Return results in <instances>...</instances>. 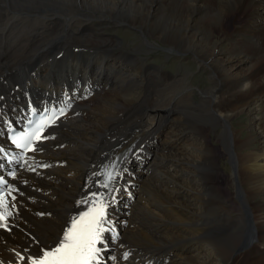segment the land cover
Here are the masks:
<instances>
[{"label": "bare ground", "instance_id": "bare-ground-1", "mask_svg": "<svg viewBox=\"0 0 264 264\" xmlns=\"http://www.w3.org/2000/svg\"><path fill=\"white\" fill-rule=\"evenodd\" d=\"M243 2L245 7H241ZM259 7L264 9V0H0V109L7 111L12 102L29 94L61 95L72 89L78 95L76 117L66 116L63 124H54L53 132L58 138L42 156L51 164L45 177L31 179L30 188L23 180L15 181L25 189L20 194L23 200L16 203L17 212L9 215L12 225L0 231V264H29V258L40 254L42 246H52L59 240L79 208L83 211L95 197H101L108 208L109 221L121 229L114 208H118L116 198L124 186L112 183L106 188L92 181L99 177L95 164L109 165L104 159L107 156H103L105 151L127 141L128 145L122 148L137 143L133 155L138 156L149 149L150 136L165 132L163 145L177 142L183 150V144L191 140V136H185L184 124L179 125V133L175 132L176 116L168 126L169 122L159 115L167 118L168 111L157 104L180 79L159 69H141L139 57L128 52L115 55L110 48L120 41L114 42L115 37L106 35L104 30L99 31L101 39L97 40L91 20L102 21L104 27L110 23L130 26L140 31L145 40H161L171 51L190 54L207 65L215 79L208 92L199 89V95L212 96L207 102L221 127H227L237 116L250 115L247 139H240L234 128L221 134L225 150L232 151L230 158L236 168L228 179L223 171L216 170L217 155L209 144L208 154L197 150L198 158L191 157L193 152L186 154V150L172 156L167 171L157 163L160 160V165L166 164L168 160L167 155H162L163 145L153 159L147 156V166L150 165L146 174H139L152 184L150 177L154 172L155 183L147 189L148 195L149 184L139 191L146 197L139 199L144 204L128 216L131 231L122 232L121 242L118 239V243H110L111 248L116 245V251L127 248L131 253L126 262L116 264H134L144 252L167 247L179 239H193L194 248L188 252L183 247H169L155 253L152 259L167 258L166 264H264V202L256 201L264 199V124L257 128L258 121L264 119V109L257 105L264 104V27L258 20L235 23L232 31L226 29L232 15L243 11L251 17ZM218 33L226 38V48L215 42ZM44 50L47 51L42 53ZM76 73L89 79L79 83L82 89L74 84L79 80ZM117 75L123 82L117 85L121 94L134 93L135 88L142 90L137 102L117 107V100L111 103L103 97L98 102L108 101L110 108L98 104V110H85L79 94L85 93L89 84L92 91V82L104 85L100 89L116 85ZM165 126L167 130L162 132ZM200 131L205 141L209 140L211 127H201ZM253 144L255 149L241 152ZM203 158L213 162L202 163ZM60 159L67 161L66 169H62L64 161ZM205 167L216 171H204ZM223 181H230L236 199L233 206H229L230 201L220 187ZM39 189L42 193H38ZM48 191L51 195L44 197ZM176 194L183 195L182 199L176 200ZM158 207L164 211L157 213ZM46 210L53 212L47 214ZM145 228L152 229L154 234L142 232ZM191 253L195 255L189 256ZM21 256L25 259L21 260ZM147 260L144 257L142 264Z\"/></svg>", "mask_w": 264, "mask_h": 264}, {"label": "rangeland", "instance_id": "rangeland-1", "mask_svg": "<svg viewBox=\"0 0 264 264\" xmlns=\"http://www.w3.org/2000/svg\"><path fill=\"white\" fill-rule=\"evenodd\" d=\"M241 7H245L244 2L241 3ZM254 12L256 15L253 13V15L251 17L247 16L245 14V12H243V11H240L239 13H235L236 16L232 15L229 18V20H227L226 29H228V31H232L233 28L235 27V23L237 25H243V24H248V23H251L252 21L254 22V21H258V20H259L258 21L259 24H262L261 26L264 27V9H261L259 7V9H257ZM151 14H152V12H151ZM238 14H240V15H238ZM251 18H253L254 20H251ZM102 19L105 20V18L101 17V20ZM101 22L102 21H100V20L89 21V23L93 27V33L95 34L97 40L101 39V35H100L99 31L104 30V33L106 35H110L111 37H115L114 42L120 41L116 47L113 46L112 48H110L111 52L115 53V55H117V54L118 55H120V54L124 55L128 52L130 55H135L137 58L139 57L138 60L140 61L141 65L143 67L141 69H146V68L147 69L148 68H150V69L155 68L156 70L159 69L160 72H163V73H166L167 75L169 74L172 76L176 75L178 77L177 79H180V82L175 85L174 89H172V88L167 89L168 94L166 95V93H164L163 99L157 100V104L160 103L158 105L160 108H163L165 110L167 109V111H168V113L166 112L168 114L167 118L163 114H159V115L163 116L165 118V120L167 122H169L168 126H170V122H171V119L173 118V116H176V118H178V120H176V122H177L176 128L177 129H175V132L179 133L180 132V126L179 125L184 124L186 127L184 125H182V129H184V127L186 128V130H185L186 132H184L185 136L186 137L191 136V140H188V141L186 140L188 145L185 144L186 143L185 142L184 144H185L186 148H184V144H183V150H182V146L178 145L179 143H177V142H175V143L171 142V143H167V144L163 145L164 140H166L165 139L166 138V132H165V134L160 135L159 137H161V136L163 137L162 143L160 144L161 146L163 145L162 148L164 149V153L162 155L163 156L167 155L166 158L168 160H166V164L163 163L162 165H160V160H158L157 163H158L159 167L161 169H166V171H167L170 168L168 166V165H170V164H168V162L170 163V161L173 160L172 156L180 155L184 150H186V154L193 152L191 157L196 156L198 158L199 153L197 152V150H201V149H202L201 151H203L205 154H208V150L206 149L207 148L206 144H209L214 149V151L217 155V161H218L217 164L219 167L216 166V170L217 171H223L224 177L226 179H228L229 173L233 174V171H235L234 169H236V168L234 167L232 159L230 158L232 156V154H231L232 151L230 150L229 152H227L225 150V147L221 141V134L223 133L224 130L234 128L238 131L237 135L240 139H242V140L247 139L249 137L248 135L250 133L248 131L249 125H250V115L245 113L246 115L242 114L240 116H237L236 118H234L230 121V123L232 125L230 123L229 124L227 123L228 124L227 127H226V125L224 128L221 127V125L218 123V121H219L218 117L214 115V111L211 110L212 108L209 105V103L207 102L208 100L210 101V97H212V96L208 95L209 93L206 94V95H208L206 97H203L201 94L199 95L200 90H204V93H207L208 90L212 87L213 81L215 79V75H214L213 71L207 65H205L201 61L195 60V58L190 54L183 55L182 53H179L176 50L171 51L170 47L165 45L163 43V41H161V40L152 39V38H147V40H145V37L141 34L140 31L135 30V29L131 28L130 26H115V25H113V23H110V25L108 27L107 26L104 27ZM215 38H214L215 42H218L223 48L227 47V45L224 42V40H226V38H224L223 35H220L218 33ZM45 51H47V50L42 51V53ZM28 59H30V58H28ZM132 59H133V60H131L132 62H136L135 58H132ZM76 74H78V75H76L77 79L80 78V76H82L84 81L89 80L88 78H85L81 73H76ZM115 78L116 79L114 80V82L116 83V85L110 86L108 88L109 92H107L104 96L102 94V91H104L106 88L100 89L101 91H99V92H95V95L93 98L91 95V99L88 102L82 101V105H83V107H85V110H93V109L98 110V108H99L98 104H101L102 101H100V102L96 101L95 104H92V102L94 103L95 100H99L100 98H103V97H106L111 103L112 102L116 103V100H117L119 102V103H117V107H120V106L122 107V106H126V105L128 106L131 103L137 102V100L139 99V95H142V90L135 88L134 93L130 94V92H128V93L121 94L117 85H119L120 83L123 84V82H122V80L121 81L119 80L118 75ZM141 78H143V77L141 76ZM182 81H184L185 83ZM170 90H173V91H170ZM113 92H114V94H113ZM180 93H183V96L185 97L184 99L182 98L183 96ZM166 104H167V106H166ZM257 105L260 106V109H264V104L258 103ZM101 106H106V107L110 108L108 101H104V103L101 104ZM115 106H116V104H115ZM207 109H208V111H207ZM256 110H259L258 106L256 107ZM261 113L263 114V111ZM212 115H213V117H212ZM261 116L262 115L259 114V118H261ZM205 119L207 120L206 122H205ZM92 121L94 122L93 119H92ZM258 122L259 123H257V124L259 126L257 128H259L260 125L264 124V119H263V122L262 121H258ZM207 123H208V125H206ZM201 127H203L204 129L207 127L208 128L211 127V132H210V135L208 138L209 140L205 141V139L203 138L201 131H200ZM214 127H216V128H214ZM101 129H103V127ZM164 130H167V126L164 127L162 132ZM228 131H230V130H228ZM230 138L231 137L229 135V139ZM228 141H229V145H231L232 140L230 139ZM152 142L156 143V141H154V140H152ZM95 144H96V139H95V141H92V146H95ZM160 145L154 149L155 152L152 151L151 149L150 150L148 149V151L145 150L146 152H143V153H146V156H150L151 159H153L156 155L159 154ZM253 147H256V144H253L247 148H244L241 152L247 153V152L255 149ZM156 149H158V150H156ZM176 151H180V153L178 154V152H176ZM221 160H223V161H221ZM60 161H64V166L62 169H66L67 161L61 160V159H60ZM202 161H201L202 163H209L210 161H211L210 163L213 162L212 160L208 161L205 158H203ZM149 162L152 163L153 161L150 160ZM149 165L147 167H149ZM146 170H147V168H146ZM216 170L212 169L211 167H205L204 168V171H216ZM166 171H162V172L165 173ZM153 175H154V172L151 173V177H150V179L153 178L152 184L155 183V179H156V175H154V176ZM138 176L141 178V181H139V179H138L139 188L137 189V199L135 200V202L133 204L131 202L127 203L121 197L116 198L117 200H119V205H118V208H114V209L118 211V216H116V219L118 220L119 224L121 225L122 232H124L126 230L131 231V228H130L131 225H130V227H128V222H127L129 214H127L125 209L128 210L129 208H132V211H134L140 207V204H144V202L141 203L140 200L141 199L144 200V198L146 196H145V194H142L139 191L141 190V188L148 185L149 181L145 175H141V174H139V172H138ZM57 182H61V180L57 181ZM160 183L164 187L166 186L165 181L161 178H160ZM227 183L223 181V183L220 185V187L222 189H224L225 193H223V194H225V197L228 198V200L230 201L229 206H233L234 202H236V199L234 197L235 195H234V192L232 190V187H229L230 181H228ZM152 184H149V186L146 188V195H148L147 189L152 187L153 186ZM209 189L211 190V188H209ZM225 189H226V191H225ZM47 195H51V192L48 191ZM138 195L140 196V198ZM182 197H183V195H180V194L175 195L176 200H180V199H182ZM206 197H207V199L209 198L208 194H206ZM121 201H122V203H121ZM256 201L257 202L260 201L263 203L264 199H260V200H256ZM123 205H125V206L123 207ZM121 206H122V208H119ZM238 208H240V205L237 206V210H239ZM159 210L162 212L164 211V209L162 207H158L157 213H159ZM151 211L154 214L153 208H151ZM45 212L47 214H49V213H52L53 210H46ZM259 215H260V212H259ZM141 231L142 232H150L151 234H154L152 229H148V228L142 229ZM194 244H195V241L193 239H179L178 241L170 244L167 247L156 248V249H152V250H148L147 252H144L143 257H141L134 264H142L144 257H149V259H152L155 256V253L168 250L169 247H172V248L183 247L184 249H186L189 252L188 249L194 248V246H195ZM115 247H116V245H114L113 248H111V249L115 250L116 249ZM194 255H195V253L189 254V256H194ZM205 260H207V258H205Z\"/></svg>", "mask_w": 264, "mask_h": 264}, {"label": "snow or ice", "instance_id": "snow-or-ice-1", "mask_svg": "<svg viewBox=\"0 0 264 264\" xmlns=\"http://www.w3.org/2000/svg\"><path fill=\"white\" fill-rule=\"evenodd\" d=\"M35 115L34 110L33 116ZM59 115H63V109L59 114L52 111L50 115L39 117L38 122L29 121L30 124L34 123L31 130L22 135H16L12 143L26 151H37L38 149L33 148V141H39L45 128L53 124ZM108 179L109 181L114 179L111 172L108 173ZM6 183L7 181L0 177V184ZM103 186L107 188L108 183H104ZM85 203L89 202L85 201ZM0 204L7 208L3 200H0ZM105 208L106 205L101 197H95L87 211L73 218L57 246L50 250L41 249L40 254L29 258V264H99V253L102 249L97 245L104 243L102 234L107 230L104 227L107 223ZM0 219H4V216L0 215ZM0 227H6V225H0ZM20 259L23 260L25 257L21 256Z\"/></svg>", "mask_w": 264, "mask_h": 264}]
</instances>
